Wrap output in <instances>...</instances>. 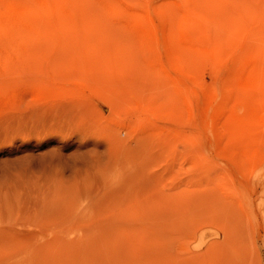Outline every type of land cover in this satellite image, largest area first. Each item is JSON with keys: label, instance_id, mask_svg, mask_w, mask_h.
I'll list each match as a JSON object with an SVG mask.
<instances>
[{"label": "rangeland", "instance_id": "rangeland-1", "mask_svg": "<svg viewBox=\"0 0 264 264\" xmlns=\"http://www.w3.org/2000/svg\"><path fill=\"white\" fill-rule=\"evenodd\" d=\"M0 264H264V0H0Z\"/></svg>", "mask_w": 264, "mask_h": 264}]
</instances>
